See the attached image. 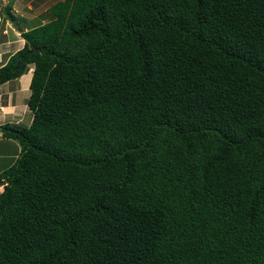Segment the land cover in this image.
<instances>
[{
  "label": "trees",
  "instance_id": "trees-1",
  "mask_svg": "<svg viewBox=\"0 0 264 264\" xmlns=\"http://www.w3.org/2000/svg\"><path fill=\"white\" fill-rule=\"evenodd\" d=\"M47 11L0 65L32 67L0 264H264V0Z\"/></svg>",
  "mask_w": 264,
  "mask_h": 264
},
{
  "label": "crops",
  "instance_id": "crops-1",
  "mask_svg": "<svg viewBox=\"0 0 264 264\" xmlns=\"http://www.w3.org/2000/svg\"><path fill=\"white\" fill-rule=\"evenodd\" d=\"M43 1L45 0H0V65L5 63L9 55L24 44L21 30L29 28L35 21H46L42 18L40 20L42 15L40 8ZM7 2L11 4L12 10L20 18L19 22L5 16L3 8ZM48 6L44 8L46 12ZM27 74L28 76H26ZM31 75L32 67H29L20 76L0 83V125L5 122L23 123L26 119L30 122L32 114L29 113L30 109L26 104V98L28 97L27 90ZM15 81H18L17 85ZM0 136L3 137L1 130Z\"/></svg>",
  "mask_w": 264,
  "mask_h": 264
},
{
  "label": "rangeland",
  "instance_id": "rangeland-1",
  "mask_svg": "<svg viewBox=\"0 0 264 264\" xmlns=\"http://www.w3.org/2000/svg\"><path fill=\"white\" fill-rule=\"evenodd\" d=\"M53 1H55V0L43 1V4L40 8L42 10V15L40 17V20H41V18H42V20L49 19L51 14L48 11L46 12V10H44V8H45V6L50 5ZM15 18H16L17 22L20 21L19 17H15ZM22 25H23V22H22ZM28 74L26 76H28ZM16 82H18V81H15V84H16ZM28 94H29V89L27 90V96H28ZM29 113H31V112L29 111ZM23 123L28 124L29 122L26 119ZM3 138L4 137L0 136V171L3 167L11 164L15 160V158L18 154V151L20 149V145L16 139H14V138H4L3 139ZM2 187H3V185L0 184V190L2 189Z\"/></svg>",
  "mask_w": 264,
  "mask_h": 264
},
{
  "label": "water",
  "instance_id": "water-1",
  "mask_svg": "<svg viewBox=\"0 0 264 264\" xmlns=\"http://www.w3.org/2000/svg\"><path fill=\"white\" fill-rule=\"evenodd\" d=\"M32 50H37L38 48L37 47H31ZM0 184H5V180L2 178L0 179Z\"/></svg>",
  "mask_w": 264,
  "mask_h": 264
}]
</instances>
